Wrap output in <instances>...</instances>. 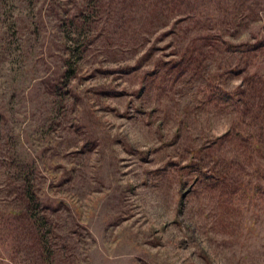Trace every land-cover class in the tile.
Returning <instances> with one entry per match:
<instances>
[{
	"label": "rangeland",
	"instance_id": "1",
	"mask_svg": "<svg viewBox=\"0 0 264 264\" xmlns=\"http://www.w3.org/2000/svg\"><path fill=\"white\" fill-rule=\"evenodd\" d=\"M261 8L0 0V264H264Z\"/></svg>",
	"mask_w": 264,
	"mask_h": 264
},
{
	"label": "trees",
	"instance_id": "2",
	"mask_svg": "<svg viewBox=\"0 0 264 264\" xmlns=\"http://www.w3.org/2000/svg\"><path fill=\"white\" fill-rule=\"evenodd\" d=\"M258 21H259V33L253 37L250 41H252V45L260 47L264 46V8H261V10L258 11ZM244 44L250 45L249 39ZM20 191L22 192V196L24 195V204L21 208L14 209L11 214L17 215L22 214L24 215V219L26 220V223L28 224V228L31 229L29 231L30 236L29 240L34 242V245L37 247L38 256L43 258L44 260H48V257L51 254V245L49 244V235H48V229L45 228V216L43 214H39L37 204L39 205V201L32 190V187L28 184L23 185L20 187ZM12 221V219L6 220L4 218V213H0V230L6 231V229H9L10 232H13L14 229L9 224ZM20 241V238L15 235L12 242H18ZM48 264H51L48 262Z\"/></svg>",
	"mask_w": 264,
	"mask_h": 264
}]
</instances>
